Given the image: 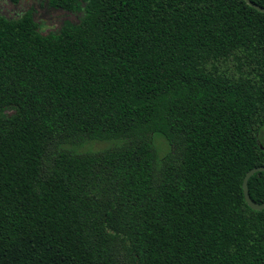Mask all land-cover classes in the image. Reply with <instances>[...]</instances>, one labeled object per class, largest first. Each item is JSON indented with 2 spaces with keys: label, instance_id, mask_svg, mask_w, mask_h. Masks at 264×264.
Returning a JSON list of instances; mask_svg holds the SVG:
<instances>
[{
  "label": "trees",
  "instance_id": "1",
  "mask_svg": "<svg viewBox=\"0 0 264 264\" xmlns=\"http://www.w3.org/2000/svg\"><path fill=\"white\" fill-rule=\"evenodd\" d=\"M47 1L0 14V264H264V12Z\"/></svg>",
  "mask_w": 264,
  "mask_h": 264
},
{
  "label": "rangeland",
  "instance_id": "2",
  "mask_svg": "<svg viewBox=\"0 0 264 264\" xmlns=\"http://www.w3.org/2000/svg\"><path fill=\"white\" fill-rule=\"evenodd\" d=\"M33 9L35 20L40 23L43 33L58 29L64 21L78 22L82 16L81 11H67L54 8L48 4L47 0H22L19 4H14L10 0H0V14L7 17L17 16L19 13ZM154 145L159 155L163 157L170 149L164 137L157 134L154 137ZM112 142H88L77 146L80 152L92 150L98 151L110 147Z\"/></svg>",
  "mask_w": 264,
  "mask_h": 264
},
{
  "label": "water",
  "instance_id": "3",
  "mask_svg": "<svg viewBox=\"0 0 264 264\" xmlns=\"http://www.w3.org/2000/svg\"><path fill=\"white\" fill-rule=\"evenodd\" d=\"M251 6H253L254 8H256L257 10L264 12V7L260 6L256 3H254L252 0H246ZM261 148L264 149V145H261ZM258 171H264V166H257L252 168L251 170H249L243 180V188H244V193H245V198L247 203L256 210H260V209H264V203H257L254 202L250 196V192H249V186H248V181L250 179V177L255 174Z\"/></svg>",
  "mask_w": 264,
  "mask_h": 264
}]
</instances>
